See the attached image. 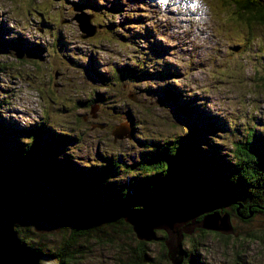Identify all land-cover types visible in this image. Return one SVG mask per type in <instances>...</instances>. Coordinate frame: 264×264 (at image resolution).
<instances>
[{
	"label": "rangeland",
	"instance_id": "1",
	"mask_svg": "<svg viewBox=\"0 0 264 264\" xmlns=\"http://www.w3.org/2000/svg\"><path fill=\"white\" fill-rule=\"evenodd\" d=\"M185 2L0 0V150L29 143L27 129H43L40 146L64 134L52 159L82 172L116 160L106 180L112 185L140 178L137 163L159 154L162 142L184 164L231 163L236 143L264 136V26L236 21L214 0H199L192 12ZM77 18L90 24L87 32ZM17 46L40 55L32 59L22 50L18 58ZM126 119L131 137L113 142L110 129ZM42 187L64 207L50 184ZM228 213L229 233L193 224L180 239L183 251L194 264H235L236 254L237 264H264V214L242 222ZM44 216L41 206L25 207L17 236L47 253L67 227ZM155 235L146 241L151 264H170L161 255L163 231ZM136 241L126 223L92 228L78 239L81 255L71 264L126 262Z\"/></svg>",
	"mask_w": 264,
	"mask_h": 264
},
{
	"label": "trees",
	"instance_id": "2",
	"mask_svg": "<svg viewBox=\"0 0 264 264\" xmlns=\"http://www.w3.org/2000/svg\"><path fill=\"white\" fill-rule=\"evenodd\" d=\"M214 1L216 4L227 6L236 21L249 27L264 26V0ZM124 71L128 73V70ZM113 72V77L119 73ZM170 94L174 95L175 92ZM163 97L173 100V96L168 93ZM101 100H104V97ZM185 102L188 101L185 99ZM41 132L43 133L41 127L27 129L29 143L8 152L0 150V206L11 214L16 234L20 232V217L28 206H41L45 218L55 217L61 225L67 227V231L61 235L59 245L54 250L45 252L49 256H55L57 264H71L81 255L78 239L87 236L92 228L110 224L124 225L126 222L123 221V216L127 212L147 203L194 200L197 212L207 209L213 212L214 206L221 205V211L228 217V211H233L242 222L256 214H264L262 135L256 136L254 140L248 138L243 144L236 143L232 150L231 163L207 159L201 166L193 162L189 165L179 162L176 155L170 151L171 143L162 142L158 148L159 154L149 153L145 160L137 163L136 166L144 172L140 178L127 179L125 185H112L106 183V180L111 170L118 166L116 160L106 159L102 165L82 172L74 168L73 164H66V160L60 162L52 159L56 153L54 144L65 141L66 135L56 134V139L40 146L37 136ZM4 160L10 161L11 164L5 165ZM44 184H50L54 188L63 208L57 207L45 197L42 187ZM237 205L240 207L237 208ZM198 217H202V214ZM198 217L192 220L186 229H190L193 224L199 226ZM186 229L180 230V237ZM156 231H163L164 235L158 240L165 242L166 232L156 229L153 237H156ZM230 231L231 225L227 232ZM201 232L203 234L202 230ZM18 239L23 244L24 239ZM136 239L127 261L120 264L154 262L147 255L146 241ZM164 242L161 247L165 246L166 253ZM31 249L41 251L40 247ZM165 253L161 254L163 258H166ZM238 256L236 254L233 257L235 264ZM184 262L194 264L192 254L187 255L186 251H183L181 264Z\"/></svg>",
	"mask_w": 264,
	"mask_h": 264
},
{
	"label": "water",
	"instance_id": "3",
	"mask_svg": "<svg viewBox=\"0 0 264 264\" xmlns=\"http://www.w3.org/2000/svg\"><path fill=\"white\" fill-rule=\"evenodd\" d=\"M81 23L83 25L84 22L81 21ZM85 24L90 28L87 23ZM85 24L83 25L84 30ZM79 30L84 33V30ZM37 55V50L25 51V57L33 59L36 58ZM14 56L18 58L22 56V49L19 46L14 48ZM128 97L134 99L133 96ZM163 98L166 99V97ZM156 103L161 106L163 99L161 98L157 100ZM127 120L128 119L114 125L110 129V135L112 136L113 142L115 140L123 139L124 137H131L132 133L128 128ZM92 126L95 125L93 124ZM96 126L98 128L102 127L101 124ZM239 207L240 205H237V208ZM196 208L197 204L194 200L184 202L167 201L160 204L147 203L138 209L127 212L123 216V221L130 225L136 238L145 241L153 238L154 230L163 229L166 232V240L164 243L166 245L165 255L167 260L170 264H181L183 254L181 249L183 248L181 246L179 232L181 229L187 228L185 224L189 218L194 220L197 216L202 214V217L199 220L200 227L210 228L217 231H229L230 229V224L228 223L229 217L225 212L221 211V205L214 206L213 208H215V211L213 212L211 209L197 212ZM171 210H175L176 214L170 218L166 217V214ZM181 211L183 212L182 214H180ZM154 214H156L154 217L155 222L149 225L144 224L145 219L150 218V216L152 217ZM148 221L151 220L148 219ZM171 246L173 247L171 248ZM0 264H57L55 256H49L45 252L27 248L20 243L15 231L13 218L2 206H0Z\"/></svg>",
	"mask_w": 264,
	"mask_h": 264
},
{
	"label": "bare ground",
	"instance_id": "4",
	"mask_svg": "<svg viewBox=\"0 0 264 264\" xmlns=\"http://www.w3.org/2000/svg\"><path fill=\"white\" fill-rule=\"evenodd\" d=\"M179 16H181V15L179 14ZM185 18L189 20V21H187L189 24H190L191 22H193L192 19H191V17L188 16V17H185ZM77 23L79 24V25L77 24L78 28L81 29V30H84V29H83V25H82L80 19H77ZM193 23H194V22H193ZM79 26H80V27H79ZM84 32H87L86 29L84 30ZM23 53H24V52L22 51V56L24 57V54H25V53H24V54H23ZM155 215H156V214H154L152 217L150 216V218H147V217H146L147 219H145L144 224L149 225V224L155 222V218H154ZM164 217H165V216H164ZM148 219H150L151 221H148ZM156 219H157V218H156ZM142 221H143V220H142ZM142 221H141V222H142Z\"/></svg>",
	"mask_w": 264,
	"mask_h": 264
},
{
	"label": "flooded vegetation",
	"instance_id": "5",
	"mask_svg": "<svg viewBox=\"0 0 264 264\" xmlns=\"http://www.w3.org/2000/svg\"><path fill=\"white\" fill-rule=\"evenodd\" d=\"M90 8H92V7H90ZM95 14V13H94ZM90 25V24H89ZM20 47V46H19ZM21 48V47H20ZM23 51H26V50H38L37 51V53H38V55H40V50L39 49H36V48H26V47H24V48H21ZM36 57H38V56H36ZM34 59V58H33Z\"/></svg>",
	"mask_w": 264,
	"mask_h": 264
}]
</instances>
